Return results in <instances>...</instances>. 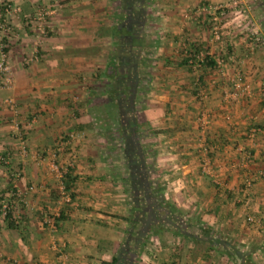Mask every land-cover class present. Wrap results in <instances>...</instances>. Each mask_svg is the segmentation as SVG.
<instances>
[{
	"label": "crops",
	"instance_id": "obj_1",
	"mask_svg": "<svg viewBox=\"0 0 264 264\" xmlns=\"http://www.w3.org/2000/svg\"><path fill=\"white\" fill-rule=\"evenodd\" d=\"M6 1L18 4L20 11L10 16L14 31L5 36L11 79L9 86L0 87V202L5 197L10 201L20 223L0 217V264H100L112 257V264H264V175L247 188L242 185L244 176L264 170V43L251 47L245 27L246 17L264 38V0H241L227 11L218 41L210 38L207 22L186 12L203 1L228 0H151L136 30L149 39V47L144 44L149 56L140 54L139 68L129 72L133 88L128 76H117L120 91L113 99L106 65L111 63L114 0ZM39 5L49 12L46 32L35 41L28 18ZM32 43L36 58L24 63V53L35 48ZM190 44L206 48L212 62L188 65L181 50ZM134 49L139 57L141 46ZM119 59L122 68L126 59ZM99 70L104 71L101 76ZM235 71L248 89L227 98L228 77ZM100 78L99 89L105 93L101 103L95 92ZM198 86L205 90L202 99L196 96ZM125 90L135 95L138 108L123 104ZM5 97L12 98L14 110L5 105ZM115 103L124 172L117 171L110 155L114 127L107 126L104 135L100 126L91 127L95 119L111 118ZM201 111L207 114L205 136L221 185L198 172ZM69 131L75 138L57 155L60 161H74L63 178L67 198L57 194L45 163L48 146ZM19 135L25 139V153L19 150ZM237 145L250 152L243 163ZM140 146L152 154L132 156L133 147ZM136 165L145 171L136 172ZM14 171L19 172L18 187L34 186L24 195L26 205L8 195ZM147 180L151 185L142 189ZM153 187L179 210V231L159 223ZM133 188H138L134 197ZM49 212L55 219V242L66 253L62 261L40 221ZM247 214L257 221L247 220Z\"/></svg>",
	"mask_w": 264,
	"mask_h": 264
},
{
	"label": "built area",
	"instance_id": "obj_2",
	"mask_svg": "<svg viewBox=\"0 0 264 264\" xmlns=\"http://www.w3.org/2000/svg\"><path fill=\"white\" fill-rule=\"evenodd\" d=\"M241 3V0H228L224 3H214V2H200L197 5H195L193 8H190L186 12V16H190L194 19L200 20L201 23H208V29L210 33V38L214 41H218L221 38V31H220V25L221 20L224 18L225 14L229 10L236 9L238 5ZM3 9L5 12H16L18 13L20 11L18 4H9L8 2L3 5ZM49 9L46 6H36L29 16L28 20L29 23H31L32 28L36 30L38 35L45 34V26L44 21L45 17L48 14ZM246 25L247 28V34L249 37V45L251 47L253 46H259L264 43L263 35L260 33L258 27L256 24L251 21L250 19L246 18ZM11 26H9L5 22V18L3 17L0 22V87L3 86H9L10 84V65L7 58V50L6 48V41L5 36L8 34V32L11 31ZM191 45V44H190ZM35 47V46H34ZM183 55L186 59V63L193 68H196L198 66L202 65V62L204 58L208 55V50L206 48H192L189 45H183ZM36 58V47L32 50V52L23 58L24 63H29L30 61L34 60ZM220 75H224V72L222 69L218 70ZM228 81L231 85L230 89H227L224 91V96L228 97H236L239 93H242L243 91H247L248 84L244 82L241 78L240 72L235 71L233 74H231L228 77ZM261 93V104L260 109L264 111V90L263 88H260ZM196 96L199 99H202L205 97V90L203 87L198 86ZM4 102L7 104V107L9 109L14 110V102L11 97H5ZM207 120V114L205 111H201L200 114L197 116V127L199 129V134L196 138V153L198 155L197 159V168L198 172L203 175H207L210 180L215 185H221L223 183L219 170L217 166H215L212 163L211 160V151L212 147L207 143L206 136H205V124ZM75 138V134L72 131L66 132L63 135L58 136L54 142L52 143L51 148L48 149L47 154V160H46V167L48 171L53 175L55 179V188L57 189V193H59L62 197L68 198V193L66 191L65 185H64V175L67 172L69 167H72L74 164V161L71 157H69L66 161L62 162L61 164L57 161V153L59 150L63 149L65 146L69 144V141ZM19 150L21 153L26 152V145L23 141V138L21 135H19ZM236 149H238L242 156H241V162L243 163L249 156L250 152L247 149H244L240 145L236 146ZM3 162H7L6 158L2 159ZM264 175V170H257L250 172L244 178L242 179V185L243 188H247L252 180L256 179L259 176ZM19 176L18 171H14L10 173V187L11 191L9 192V196L12 194L15 195V199L18 203L22 205H26L27 200L25 199L24 195L33 189L32 184H28L23 188H20L17 186V179ZM10 201L5 197L0 202V217L2 219H7V213H9V219L14 222L15 224L20 223V216L17 213H13L10 208ZM246 219L249 221H257L254 216L251 214H247ZM41 223L47 226V229L50 233L51 240H52V246L55 249V253L57 258H59L60 261L65 259L66 253L64 251L62 244H57L55 242V219L54 215L52 213L43 214L41 217ZM167 264V263H162Z\"/></svg>",
	"mask_w": 264,
	"mask_h": 264
},
{
	"label": "trees",
	"instance_id": "obj_3",
	"mask_svg": "<svg viewBox=\"0 0 264 264\" xmlns=\"http://www.w3.org/2000/svg\"><path fill=\"white\" fill-rule=\"evenodd\" d=\"M118 3L120 4V6L122 7V10L119 7V10H117V12L115 13L116 15H114L115 18H113V21L115 23V30L114 33L112 34V47L110 52L108 53V59L111 63L106 65V69L109 70V73H111L110 78L112 80H110V92H113L112 99L118 96V93L120 91L119 89V84L121 83L118 79L117 76L124 74L125 76H128L126 73L129 71H134L135 67L139 68V64L138 62H142L143 59L141 60V56L139 55V59L133 58L131 56H128L129 52L132 50H135L134 47L136 46H141V51H149L148 48L144 47V44L150 45V41L149 39H147V37L145 38L144 35L141 36L140 34H137L136 29L139 27V24H141L140 19L143 18L142 14L140 10H142V7H140L139 5V9H136L134 7V0H117ZM142 6V5H141ZM192 48L198 49L199 47L195 46L193 47V45L191 44ZM7 50V45L6 48ZM183 52V48L181 50ZM124 58L126 60H124V62L126 61L125 66H123L122 68H118L119 67V63L123 62L121 59L119 58ZM185 59V57H184ZM212 60L208 57V55L204 58L202 64H208L211 63ZM128 67L130 68V70H128ZM124 70V71H122ZM132 76V74H131ZM127 90V89H126ZM125 90V91H126ZM125 94H127V92H125ZM114 101V100H113ZM115 106L118 109V103H115ZM117 116V113H113ZM128 117H130V119H132L133 117H135L132 113H128L127 114ZM116 119V118H115ZM120 119V116H119ZM119 121H117L116 124V131L119 133L122 132V129L119 126ZM138 131V130H137ZM136 132V129H135ZM141 135L140 133H138V136ZM151 153L150 151L147 152L146 148L143 146L139 147H133V152H132V156H135L136 154H144V153ZM141 154V155H142ZM152 154V153H151ZM150 166V165H149ZM132 168V167H131ZM134 168H136V172H144L145 170H143V168H141V166H134ZM149 169V168H148ZM147 184L146 185H142L141 188L145 189L147 188V186L149 187L150 184V180H147ZM66 187V184H64ZM153 193L155 191V187H153ZM138 188H133V191L131 192V195L134 197L135 195V191H137ZM155 194V193H154ZM153 199L156 201L155 204L156 205L154 209V211L157 213V216L159 217L160 224H163L165 222L169 223L173 228L176 229V231H179L183 225H181L180 221L178 220L179 218V210L170 202H168V200L164 199L162 194L159 193V195L157 196L155 194V196H153ZM7 217H8V221L12 222L9 219V213H7ZM142 244V241L140 240V242L138 243V248L140 247V245ZM137 250V249H136ZM116 260V257H112L110 261H104L101 260L100 264H112L114 261Z\"/></svg>",
	"mask_w": 264,
	"mask_h": 264
},
{
	"label": "rangeland",
	"instance_id": "obj_4",
	"mask_svg": "<svg viewBox=\"0 0 264 264\" xmlns=\"http://www.w3.org/2000/svg\"><path fill=\"white\" fill-rule=\"evenodd\" d=\"M115 2H114V4L112 3V6H113V11H112V13H113V18H115L114 17V15H116L115 13L117 12V10H119V7H120V9L122 10V7L120 6V4L118 3V1L117 0H114ZM7 1L6 0H3L1 3H2V6L3 5H5V3H6ZM8 3H9V1H8ZM9 4H15V3H9ZM139 5H140V7H142V10H140L138 7H139ZM142 5V6H141ZM150 6H152L151 5V0H134V7L136 8V9H139L140 11H141V13H143L142 14V17L144 16V12L146 11V10H150ZM4 10V9H3ZM12 13L15 15L16 14V12H5V10H4V18H5V22L9 25V26H11V31H14V26L11 24V21L9 20L11 17V15H12ZM143 18H141L140 19V21L142 20ZM1 20L2 19H0V22H1ZM142 24V23H141ZM115 25V24H114ZM139 27H140V24H139ZM145 28H148V27H145ZM114 30H115V26H114ZM136 30H140V28L138 29H136ZM30 32H31V30H30ZM138 32V31H137ZM14 33V32H13ZM32 33L35 35V41H38V34H37V32H36V30L35 29H32ZM139 33V32H138ZM137 33V34H138ZM35 44V43H34ZM34 44L32 43L31 45H32V47L34 46ZM112 44H113V42H111V47H112ZM32 52V50L29 52V53H24V55H23V57H22V61H23V58L24 57H26L27 55H29L30 53ZM138 53H139V55L140 54H143V56H149V54H146V51L144 50V51H142V52H139V51H137ZM147 53H149V51H147ZM128 56H133L132 57V59L133 58H136V59H139V57H137V53H136V51L135 50H132V51H130L129 52V54H128ZM143 56L141 55V57L143 58ZM134 60V59H133ZM31 62V61H30ZM29 62V63H30ZM144 67V66H143ZM149 68V67H148ZM128 70H130V68L128 67ZM130 72V71H129ZM129 72H127L126 74L128 75V77H127V84H128V86H133V77L131 76V73H129ZM144 73H146L147 71L146 70H144L143 71ZM99 75L101 76L103 73H104V71L103 70H99ZM102 81H101V78L100 79H98V82H96V86H98L97 87V89L95 90V92H97L99 95H98V99H97V101L98 102H100L101 103V99H103V96L102 95H105V93L102 91V89H99V88H102V83H101ZM126 82V81H125ZM125 82H124V85H125ZM119 87V86H118ZM133 88V87H132ZM125 92H127V94H125L124 93V102H123V104L125 105V103H127V105L129 106V105H133L134 106V108H138V107H135V106H137V102H135L136 101V97H135V95L134 96H132V94H131V90H129V91H125ZM142 93H140V95H141ZM5 103V102H4ZM5 105L7 106V104L5 103ZM138 105H140L139 103H138ZM141 106V105H140ZM118 109H119V107H118ZM117 109V107L115 108V112L117 113V116L115 115V114H113L112 113V116H111V118L109 117L108 119L105 117V118H103V117H101L103 114V112L101 111V112H97L96 114H95V117H97V118H100L101 117V119H95V122H94V124H92V126L91 127H96V126H100V128H101V133L104 135V133H106V128H107V126H108V128H112V127H114V130L113 131H111L110 132V138H111V141H113L114 143H115V145L113 146V148H114V150H112V151H110V155H111V159L112 160H114V162H116V167H117V171L118 172H124V171H126V167H125V161H124V154H123V149H121V145H120V141L122 140V139H120V137H119V135H120V133L118 134V132L116 131V129H115V127H116V122L117 121H119V116H120V112H119V110ZM116 118V119H115ZM74 132V131H73ZM80 132L79 131H77V136L78 135H80L79 134ZM23 141H25V139L23 138ZM54 142V140L51 142V144L48 146V149L49 148H51V146H52V143ZM25 143V145H26V142H24ZM67 149L64 147L63 149H61V150H59L60 152H64V151H66ZM150 150H147V152H149ZM57 155H58V153H57ZM57 161L61 164L63 161H60V159H59V157H57ZM57 194H59V193H57Z\"/></svg>",
	"mask_w": 264,
	"mask_h": 264
}]
</instances>
